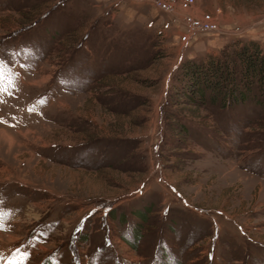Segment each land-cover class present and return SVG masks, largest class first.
I'll return each mask as SVG.
<instances>
[{
  "label": "rangeland",
  "instance_id": "rangeland-1",
  "mask_svg": "<svg viewBox=\"0 0 264 264\" xmlns=\"http://www.w3.org/2000/svg\"><path fill=\"white\" fill-rule=\"evenodd\" d=\"M175 11L223 30L183 42L136 0H0V264H264V90L242 58L264 56V0ZM211 60L237 78L198 101L183 67Z\"/></svg>",
  "mask_w": 264,
  "mask_h": 264
},
{
  "label": "trees",
  "instance_id": "trees-1",
  "mask_svg": "<svg viewBox=\"0 0 264 264\" xmlns=\"http://www.w3.org/2000/svg\"><path fill=\"white\" fill-rule=\"evenodd\" d=\"M242 58L245 63L243 70L247 78L246 80H248V86H250L254 77H258L264 90V56L261 49L257 47L255 52H250L247 48H244V51L242 52ZM183 68L187 78L186 86L188 87L190 96L198 94L200 96L198 101H201V99L203 100V97L207 92V87H210L213 90L212 94L214 98H221V96L226 93L222 81L227 80L228 78L230 81H234L237 78L234 71L229 70L230 72H228V69L224 70V68H221V66L216 61L212 60L211 63L207 65V67L194 63L191 64L189 62ZM226 96L227 99H230L231 95L226 94ZM232 97L233 99L237 98L234 94H232ZM239 97L241 98L240 94ZM227 99L225 100L227 101ZM190 102L192 101L190 100ZM197 103L199 102L195 101L194 104ZM177 126L182 132L187 131L186 125L183 123V121L178 122Z\"/></svg>",
  "mask_w": 264,
  "mask_h": 264
},
{
  "label": "built area",
  "instance_id": "built-area-1",
  "mask_svg": "<svg viewBox=\"0 0 264 264\" xmlns=\"http://www.w3.org/2000/svg\"><path fill=\"white\" fill-rule=\"evenodd\" d=\"M141 3H148L151 5H155L157 8L170 12L175 15L178 19L182 21L185 25L186 30L181 33V37L183 42H189L191 38L194 37L195 34L201 31H207L216 33L222 31V27L220 23L213 18L212 14L207 12L202 16H195L193 14H185L181 16L179 13L175 11L176 5L179 4L182 8H190L195 0H136ZM234 30V31H233ZM232 31L233 33H239L241 28L236 27Z\"/></svg>",
  "mask_w": 264,
  "mask_h": 264
}]
</instances>
